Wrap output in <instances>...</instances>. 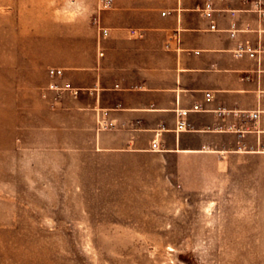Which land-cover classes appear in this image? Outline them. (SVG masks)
<instances>
[{"label": "rangeland", "instance_id": "374dc122", "mask_svg": "<svg viewBox=\"0 0 264 264\" xmlns=\"http://www.w3.org/2000/svg\"><path fill=\"white\" fill-rule=\"evenodd\" d=\"M76 7L0 0V264H264V204L228 159L97 152L43 95Z\"/></svg>", "mask_w": 264, "mask_h": 264}, {"label": "crops", "instance_id": "0c3cea01", "mask_svg": "<svg viewBox=\"0 0 264 264\" xmlns=\"http://www.w3.org/2000/svg\"><path fill=\"white\" fill-rule=\"evenodd\" d=\"M69 1L76 10L56 15L86 27L70 31L68 60L53 66L64 69L60 83L80 91L50 102L69 113L71 132L104 154L228 159L246 203L264 204V10L257 0H215L218 29L200 12L206 0H114L101 12L107 36L92 21L97 0ZM239 44L259 57L238 55ZM195 103L202 109L177 130V110ZM106 120L113 126L104 127Z\"/></svg>", "mask_w": 264, "mask_h": 264}, {"label": "built area", "instance_id": "2783aa9c", "mask_svg": "<svg viewBox=\"0 0 264 264\" xmlns=\"http://www.w3.org/2000/svg\"><path fill=\"white\" fill-rule=\"evenodd\" d=\"M264 0H257L256 2V9L257 10H264L262 7ZM114 0H99L98 7L96 9L95 14L92 17L93 23L96 25L98 32L101 36H107L109 34V29L102 25L101 22V12L103 10L109 9L113 6ZM217 8L215 6V0H206L203 6L200 7V12L205 16L207 19L210 20V28L211 29H218L217 22L214 19V15ZM234 14V10H231ZM238 31L237 23L236 21H233L231 24L230 32L232 36L236 35V32ZM132 32H136V30H132ZM236 53L238 55H241L243 53H248L250 56L253 57H259V50L256 48H253L249 44H239ZM48 75H49V82L44 88L43 95L50 99L56 100L60 94H62L64 91H70L74 95H77L79 93V88L73 86L70 82H63L60 83L58 81V78L62 77L64 75V69L59 66H51L48 69ZM54 92L53 96H50V93ZM206 97L211 98L212 92H206ZM202 109V106L200 103H195L191 108H179L177 110V114L179 117V121L177 124V130H184L189 127V122L187 121V116L192 110H200ZM259 111L251 112V116L254 120H257L259 118ZM104 127H111L113 126L112 121H104L103 122ZM153 149H159V142L155 140L152 143Z\"/></svg>", "mask_w": 264, "mask_h": 264}]
</instances>
